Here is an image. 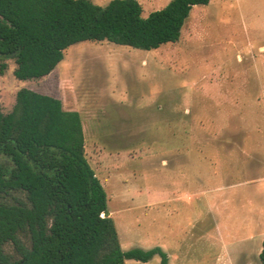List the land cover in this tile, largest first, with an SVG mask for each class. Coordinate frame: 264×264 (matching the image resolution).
Returning <instances> with one entry per match:
<instances>
[{"label":"rangeland","instance_id":"obj_1","mask_svg":"<svg viewBox=\"0 0 264 264\" xmlns=\"http://www.w3.org/2000/svg\"><path fill=\"white\" fill-rule=\"evenodd\" d=\"M137 1L145 17L169 0ZM1 63V112L21 88L79 112L122 250L157 246L167 264H260L264 0L195 5L177 41L150 50L77 42L42 78L17 79L13 59ZM4 252L14 254L10 242Z\"/></svg>","mask_w":264,"mask_h":264},{"label":"trees","instance_id":"obj_2","mask_svg":"<svg viewBox=\"0 0 264 264\" xmlns=\"http://www.w3.org/2000/svg\"><path fill=\"white\" fill-rule=\"evenodd\" d=\"M208 2L169 0L143 17L137 0H0V58H12L13 76L25 80L49 74L81 41L154 49L177 41L191 8ZM106 201L79 112L17 90L11 109L0 111V264H125L155 254L167 264L157 246L122 250ZM258 253L264 264V238Z\"/></svg>","mask_w":264,"mask_h":264},{"label":"crops","instance_id":"obj_3","mask_svg":"<svg viewBox=\"0 0 264 264\" xmlns=\"http://www.w3.org/2000/svg\"><path fill=\"white\" fill-rule=\"evenodd\" d=\"M96 174V173H95ZM263 239H261V241H262ZM256 245V244H255ZM260 249H261V245L260 246H258V245H256V252H255V257L257 258V259H259L258 258V252H260Z\"/></svg>","mask_w":264,"mask_h":264}]
</instances>
